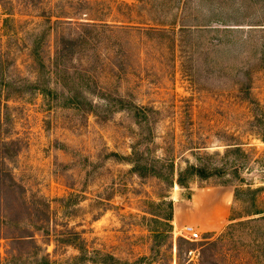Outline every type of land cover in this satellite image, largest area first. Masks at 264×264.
<instances>
[{
	"label": "rangeland",
	"instance_id": "rangeland-1",
	"mask_svg": "<svg viewBox=\"0 0 264 264\" xmlns=\"http://www.w3.org/2000/svg\"><path fill=\"white\" fill-rule=\"evenodd\" d=\"M0 264H264V0H0Z\"/></svg>",
	"mask_w": 264,
	"mask_h": 264
},
{
	"label": "trees",
	"instance_id": "trees-1",
	"mask_svg": "<svg viewBox=\"0 0 264 264\" xmlns=\"http://www.w3.org/2000/svg\"><path fill=\"white\" fill-rule=\"evenodd\" d=\"M40 90V94L43 96H50L51 93H53V91L49 88H41ZM142 121V120H141ZM139 121V124H142L143 121L141 122ZM144 124V123H143ZM141 143H135L132 145V151L131 154L128 156H122L120 155V158L128 161L129 163L132 164V168L133 170H135L136 172L139 173L140 176H147L148 174H152L155 176H162V173L158 170L159 168L157 166H155V160L153 159H148V157L146 156V154H144V150L143 151H139L138 145H140ZM116 156H118L116 153H114ZM231 168V169H230ZM230 171V174H236L239 170V165H232V167H207L205 165H201V166H196V165H188V167L184 170V171H180L179 172V177L177 179V183L181 186V187H187V185H185V178L186 175L190 174V175H196L198 177H201L203 179H206L212 175H217V176H223L224 174H228L227 171ZM227 182V181H225ZM243 192V189H238L237 187L235 188L234 191V197L235 200L240 199V193ZM171 203V202H170ZM262 211L256 210L253 211L251 213H249V215H258L261 214ZM258 218V217H257ZM260 218V217H259ZM168 219H170L168 217ZM253 220V219H250ZM230 226V225H229Z\"/></svg>",
	"mask_w": 264,
	"mask_h": 264
},
{
	"label": "built area",
	"instance_id": "built-area-1",
	"mask_svg": "<svg viewBox=\"0 0 264 264\" xmlns=\"http://www.w3.org/2000/svg\"><path fill=\"white\" fill-rule=\"evenodd\" d=\"M183 230H184V234H182L183 236H186L187 234L192 240L199 238V233L194 231L191 226H185L183 227Z\"/></svg>",
	"mask_w": 264,
	"mask_h": 264
}]
</instances>
